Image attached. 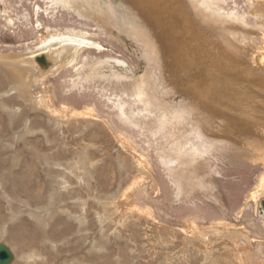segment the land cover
Wrapping results in <instances>:
<instances>
[{
  "label": "rangeland",
  "instance_id": "rangeland-1",
  "mask_svg": "<svg viewBox=\"0 0 264 264\" xmlns=\"http://www.w3.org/2000/svg\"><path fill=\"white\" fill-rule=\"evenodd\" d=\"M143 1L0 0V56L55 35L103 48L37 75L28 99L0 64V244L12 264H229L190 237L230 228L251 239L231 245L243 264H264V197L248 200L264 177V117L234 119L229 104L246 99L236 80L264 56L257 0H184L175 17L170 0ZM250 39L253 52L235 44Z\"/></svg>",
  "mask_w": 264,
  "mask_h": 264
},
{
  "label": "bare ground",
  "instance_id": "bare-ground-1",
  "mask_svg": "<svg viewBox=\"0 0 264 264\" xmlns=\"http://www.w3.org/2000/svg\"><path fill=\"white\" fill-rule=\"evenodd\" d=\"M175 2H176V5L173 0L166 1L164 4L165 8L167 9L170 8L168 12H170V14L173 17H175L174 15H175V12L177 11L176 8H178L181 11H183V8H184L183 7L184 0H175ZM143 3L145 6L143 5ZM151 3L152 4L157 3V0H145L142 3L139 2L138 6L140 5L141 7L146 9V7H149ZM133 5L135 6V2H133ZM173 8L175 9L173 10ZM143 14L146 15V12H144ZM252 14H259L264 17V0H257V5H255V8L253 9ZM147 15L149 16L150 14H147ZM227 42L229 44L225 43V37L224 38L222 37V44L220 43L221 44L220 48L225 49V51L226 50H236L235 45L233 46L230 40H228ZM243 43L246 44V47L249 53L254 51L255 42L252 39L248 41L244 40L241 43H237L235 41V44L238 47H242V48L244 47ZM87 50H96L98 52H102L103 48L98 43L87 40V39H81V38L69 36V35H55V36H51L48 39H45L43 42H41L37 47L33 48L32 50L22 53L20 55L21 57H17L14 59L10 56H0V64L2 63L4 66L10 69L18 70L17 75H15L17 76V78L16 77L15 78L18 81V83L15 81L16 82L15 89L21 93V91L19 90V85L20 86L22 85L21 89L26 90V97L28 99L30 98V95L32 96L31 92L38 90V89H35L34 87V80L37 75H39L41 78H46L47 76H52L54 74L56 75L60 73L64 67L73 66L79 59L80 55L84 51H87ZM249 53L248 55H251ZM40 58H44V60L47 63V66H45L46 68L44 67L41 70L37 66L38 65L37 60ZM33 63H35L37 69L33 66ZM178 65L179 67L185 66L183 62H180ZM249 66L251 68H247V69H250L251 71L255 72V74L249 75V72H247L246 75L243 77L245 79L244 81L246 82L245 84H239L240 79L236 80L237 85H239L237 89L244 90L248 94L244 96L246 99H241L242 98L241 97V98H235V99L229 100V102L231 101L229 104L233 103L234 105L233 108L235 109V111L233 112L235 113H232L234 119H240V117L246 118V119L248 117H250L251 119H255V118L258 119L261 115H263L264 117V56L257 58L255 62L256 67L248 63V67ZM25 75H28L29 79ZM234 95L241 96L238 92H236ZM46 98H47L45 101L46 107L50 110H53L52 105H51L52 95L49 94V96L47 95ZM39 101H42V100H39ZM33 104L36 105L35 102ZM261 121H264V118ZM259 122H257V125L259 124ZM261 123H260V126L261 128H263L264 123L263 122ZM141 174L148 180L155 182L153 176L148 171H145L142 169ZM263 197H264V177L261 178L258 191L253 192L248 198V200L252 202H256L259 200V198H263ZM230 229L226 234H223L224 232L222 233L221 231H218L216 229H210V231L208 232L211 233L213 236L210 242L205 241V237L203 233L201 232H197L192 237L190 236L189 237L191 240L195 239V241L201 242L200 247L201 249L203 247L205 251L204 252L202 250L203 254L205 255L204 257L206 258V260L208 257L210 258L209 254H212L215 257L219 256L220 258H223V255H225V260L229 264H243V261L240 259L239 254H237L236 250L233 249L231 245L232 243L236 245L238 243V240H241V239L246 240L248 243H250L251 239L245 230H242V231L234 230L233 231L232 230L233 228H230ZM225 235H227L228 240H224V238L226 237ZM1 236H3V234ZM208 243L209 245L207 246ZM212 248H213L214 254L210 252V249ZM219 250H222V252L223 251L225 252L223 253L221 252V255H220L218 253ZM29 260L31 261V263H33L34 259L32 257H28V261L25 264H31Z\"/></svg>",
  "mask_w": 264,
  "mask_h": 264
},
{
  "label": "water",
  "instance_id": "water-1",
  "mask_svg": "<svg viewBox=\"0 0 264 264\" xmlns=\"http://www.w3.org/2000/svg\"><path fill=\"white\" fill-rule=\"evenodd\" d=\"M40 66H47L44 58H40L37 60ZM15 257L11 250L5 246L0 244V264H11L14 261Z\"/></svg>",
  "mask_w": 264,
  "mask_h": 264
}]
</instances>
